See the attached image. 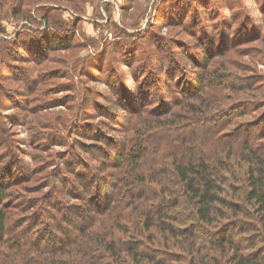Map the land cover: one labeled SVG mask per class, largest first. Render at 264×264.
<instances>
[{
	"label": "rangeland",
	"instance_id": "rangeland-1",
	"mask_svg": "<svg viewBox=\"0 0 264 264\" xmlns=\"http://www.w3.org/2000/svg\"><path fill=\"white\" fill-rule=\"evenodd\" d=\"M198 79L202 99L173 106ZM194 115L210 118L193 131L197 157L249 138L243 152L264 158V0H0V207L20 224L57 187L81 186L93 199L97 187L82 178L100 175L112 194L123 177L109 163L116 149L132 139L156 150V133ZM189 134L163 147L179 156L194 142ZM240 158L226 161L238 180L226 188L246 212L221 207L222 229H208L253 256L264 253V209L245 201L250 167ZM22 226L33 238L44 232Z\"/></svg>",
	"mask_w": 264,
	"mask_h": 264
},
{
	"label": "trees",
	"instance_id": "trees-1",
	"mask_svg": "<svg viewBox=\"0 0 264 264\" xmlns=\"http://www.w3.org/2000/svg\"><path fill=\"white\" fill-rule=\"evenodd\" d=\"M205 81L195 80L192 95L188 97L184 91L183 99L173 106L184 108L192 100L202 99ZM172 115L165 117L172 120ZM181 118L178 124L163 129L162 135L156 133L159 144L156 150L149 148V163L144 161L147 150L132 139L110 155L109 163L123 172L120 185L110 195L109 182H101V176L96 174L95 178L80 180L89 186L95 184L97 191L90 190L95 194L93 199L92 194L86 198L88 189L81 186L57 187L54 194L33 206L40 213L21 224L6 207H0V264H264V253L242 254L233 235L215 239L208 229L215 225L222 229L219 217L225 215L221 207L234 216L246 212L244 206L228 199H236L238 193L226 188L232 179L237 180L234 168L226 162L236 153L242 155L243 162L238 164L247 163L250 167L243 178L247 185L245 201L264 209L262 154L250 150L244 154L243 150L254 142L247 138L236 149L231 146L224 152L216 147L210 154L202 152L197 157L194 147L198 139L193 131L210 118ZM188 131L194 142L179 156L163 147L166 138H179ZM72 195L83 205L62 199ZM2 197L4 188L0 184ZM46 208L53 210L55 216ZM79 216L84 223L74 227L72 222ZM22 223L41 226L44 232L33 238ZM228 224L236 231L249 230L242 222Z\"/></svg>",
	"mask_w": 264,
	"mask_h": 264
}]
</instances>
